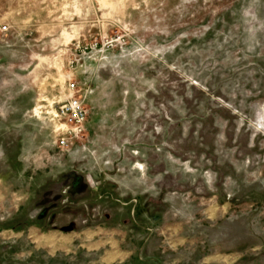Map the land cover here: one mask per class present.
Listing matches in <instances>:
<instances>
[{
  "label": "rangeland",
  "instance_id": "374dc122",
  "mask_svg": "<svg viewBox=\"0 0 264 264\" xmlns=\"http://www.w3.org/2000/svg\"><path fill=\"white\" fill-rule=\"evenodd\" d=\"M0 264H264V0H0Z\"/></svg>",
  "mask_w": 264,
  "mask_h": 264
},
{
  "label": "built area",
  "instance_id": "2783aa9c",
  "mask_svg": "<svg viewBox=\"0 0 264 264\" xmlns=\"http://www.w3.org/2000/svg\"><path fill=\"white\" fill-rule=\"evenodd\" d=\"M68 89L71 91V97L59 106L57 109V116L59 118H66L67 121L73 126L72 131H81L88 119V110L81 98L78 85L76 82H70ZM71 133V131H70ZM61 144L68 145L67 137L61 139Z\"/></svg>",
  "mask_w": 264,
  "mask_h": 264
}]
</instances>
